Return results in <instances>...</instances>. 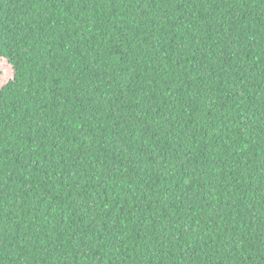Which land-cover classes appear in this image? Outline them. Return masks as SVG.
Masks as SVG:
<instances>
[{"label": "trees", "instance_id": "obj_1", "mask_svg": "<svg viewBox=\"0 0 264 264\" xmlns=\"http://www.w3.org/2000/svg\"><path fill=\"white\" fill-rule=\"evenodd\" d=\"M0 264H264V0H0Z\"/></svg>", "mask_w": 264, "mask_h": 264}, {"label": "rangeland", "instance_id": "obj_2", "mask_svg": "<svg viewBox=\"0 0 264 264\" xmlns=\"http://www.w3.org/2000/svg\"><path fill=\"white\" fill-rule=\"evenodd\" d=\"M13 78L11 67L2 59H0V89Z\"/></svg>", "mask_w": 264, "mask_h": 264}]
</instances>
